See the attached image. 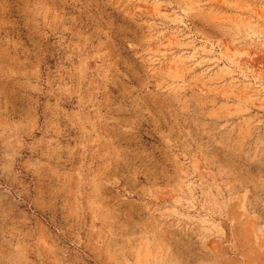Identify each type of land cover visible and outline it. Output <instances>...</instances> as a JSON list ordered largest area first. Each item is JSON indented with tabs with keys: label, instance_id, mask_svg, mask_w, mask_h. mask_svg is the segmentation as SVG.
I'll return each instance as SVG.
<instances>
[{
	"label": "clouds",
	"instance_id": "obj_1",
	"mask_svg": "<svg viewBox=\"0 0 264 264\" xmlns=\"http://www.w3.org/2000/svg\"><path fill=\"white\" fill-rule=\"evenodd\" d=\"M69 2L0 0V30L16 34V51L26 40L45 54L63 19L58 4ZM96 11L118 53L138 48L117 43L123 32L159 41L151 56L116 68L132 118L109 121L125 134L143 128L150 141L133 172L142 214L111 227L108 202L122 178L108 174L124 149L97 132L91 95L76 90V111L47 105L83 136L62 145L51 124L55 139L36 138L40 64L22 69L26 60L5 63L0 52V108L12 116L0 123V264H264V0H99Z\"/></svg>",
	"mask_w": 264,
	"mask_h": 264
},
{
	"label": "rangeland",
	"instance_id": "obj_2",
	"mask_svg": "<svg viewBox=\"0 0 264 264\" xmlns=\"http://www.w3.org/2000/svg\"><path fill=\"white\" fill-rule=\"evenodd\" d=\"M98 3L99 0H76L75 3L58 4L57 11L59 8H63V19L58 21L59 26L56 28L55 34H49L44 38V44L49 45L45 54L36 53L33 55L35 49L26 40L24 47L16 51L15 46L20 45V40L10 30L7 35L4 30H0V52L5 56V63H8V60L14 55H18L21 60H26L27 62L21 65L22 69L30 70L35 64H40L39 83L44 90L41 97V111L44 115L38 131L34 133L36 138L55 139L56 134L50 130V126L51 124H58L62 130L59 137L62 145L67 146L70 139H79L83 133L78 128L72 129L64 112L78 110L79 98L75 94L77 89H79L80 95L85 98L91 95L92 99L97 102L95 107L99 109L100 116L103 117L97 124V132L100 135L112 137L115 145L124 149L121 152L123 160L108 174L122 178L119 193L113 190V199L108 202L111 213L108 219L112 222L111 227L115 230L121 224L131 225L142 214V205L137 200L141 196L138 189L143 180L142 177L139 181L134 179L133 172L140 166L142 158L139 157V151L142 146L150 144L146 137L144 140L140 139L143 135V128L125 134L119 132L120 125L115 122L109 123L113 117L120 124H124L125 121L132 118L129 111L131 109L130 98L124 90L125 84L128 82L123 81V76L116 72V68L123 71L129 56L140 53H144L145 58L151 56L159 47V41L151 40L150 34L133 35L123 32L120 34L117 43L126 48L127 42H130L137 45L138 48L118 53L113 46L114 41L108 40V37L104 35L106 29L103 28V23L98 22L96 18ZM99 7L103 10V5H99ZM65 28L68 30L64 31ZM61 38L63 43L60 42ZM12 41L15 44L11 43ZM117 56L120 58L117 59ZM82 64L84 65L83 79H81L80 73L76 71ZM113 64L115 67L109 68ZM106 72L107 77H105ZM49 81H54L51 87H49ZM138 84L139 81L133 79L129 87L138 86ZM57 85L61 88L66 87L69 91H53ZM2 97L3 93H0V99ZM57 101H59L60 108L64 112L55 108H47V105H55ZM89 107L91 108L92 105ZM85 111L87 112V109ZM88 115L92 116L93 119L96 118L92 112H89ZM11 121L12 116L8 110L0 108V123ZM70 131L78 135L70 136ZM178 134V132L174 133V135ZM23 154L25 156L31 155L33 161L41 158L39 149L34 154H29V150L24 149ZM60 155L64 157L66 153L61 152ZM6 163L2 150H0V171ZM124 196H128V199H122ZM117 200L120 201L118 205ZM112 207H115V212H111Z\"/></svg>",
	"mask_w": 264,
	"mask_h": 264
}]
</instances>
